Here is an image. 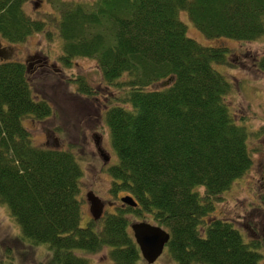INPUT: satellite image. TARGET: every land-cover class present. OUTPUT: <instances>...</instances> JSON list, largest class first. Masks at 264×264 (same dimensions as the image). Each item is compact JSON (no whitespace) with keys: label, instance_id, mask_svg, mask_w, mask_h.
<instances>
[{"label":"trees","instance_id":"trees-1","mask_svg":"<svg viewBox=\"0 0 264 264\" xmlns=\"http://www.w3.org/2000/svg\"><path fill=\"white\" fill-rule=\"evenodd\" d=\"M26 1L0 0V38L8 44L43 31L45 22L24 12ZM180 11L209 39L251 41L263 31L264 0L60 2V59H94L103 86L120 93L101 112L116 154L107 171L111 190L136 202L83 226L75 157L32 144L21 123L47 118L50 104L33 94L26 65L0 61V202L22 239L47 244L48 259L37 264H88L76 253L101 248L111 264H134L129 212L169 232L165 246L176 264H258L264 239L243 240L247 231L209 215L213 198L252 162L250 133L225 103L230 83L211 65L226 62L227 48L187 36ZM254 64L264 70V55ZM77 83L78 93L91 95L84 80ZM257 204L264 213V192ZM256 224L246 228L255 232Z\"/></svg>","mask_w":264,"mask_h":264},{"label":"rangeland","instance_id":"rangeland-1","mask_svg":"<svg viewBox=\"0 0 264 264\" xmlns=\"http://www.w3.org/2000/svg\"><path fill=\"white\" fill-rule=\"evenodd\" d=\"M77 0H27L23 10L30 18L44 21L45 31L31 34L21 44H8L0 38V61L15 59L28 68L32 92L36 97L47 100L51 105V115L42 120L29 117L22 119L30 135V142L42 148H56L70 151L81 169L79 178L80 217L83 226L91 218L84 193L91 190L104 202V212H112L120 204L119 196L124 191L111 190V177L108 167L116 162L105 122L104 107L115 102L110 95L120 94L115 88H105L96 61L92 58L76 57L66 64L60 58L61 40L58 37L56 22L60 13V2ZM90 2L92 0H78ZM180 20L186 26V34L202 45H219L227 48L224 64L211 63L224 79L230 82L225 103L236 122L241 123L248 133L247 146L251 154L249 169L234 179L229 187L213 198L210 216L227 218L236 228L247 231L241 233L243 240L248 237L264 239V213L259 210V195L264 192V70L254 64V58L264 55L263 31L254 40L237 41L230 38H205L189 22L185 12H179ZM11 48V51L8 49ZM43 58L46 63L35 62ZM79 79L90 87L91 95H81L77 90ZM107 92V93H105ZM95 96V98H93ZM111 101V102H110ZM101 113V114H100ZM90 132L100 134L99 141L110 160L102 161L97 154ZM203 193L202 187L196 188ZM129 223L148 218L127 213ZM206 218V217H205ZM249 222H255L256 231L247 229ZM244 223V224H243ZM246 233V234H245ZM264 241V240H263ZM107 248L94 253L77 252L85 257L88 264H111ZM258 264H264V247L260 248ZM46 243L30 245L21 238L20 228L5 203L0 202V264H37L48 259ZM134 264H176L163 247L161 254L151 263L139 257ZM197 264V263H194Z\"/></svg>","mask_w":264,"mask_h":264},{"label":"water","instance_id":"water-1","mask_svg":"<svg viewBox=\"0 0 264 264\" xmlns=\"http://www.w3.org/2000/svg\"><path fill=\"white\" fill-rule=\"evenodd\" d=\"M11 51V48L8 49ZM166 83L163 81L161 84ZM102 160H107V155L101 152ZM85 200L88 204V211L93 220L100 218L103 209V202L93 194L91 190L85 193ZM119 200L129 206H135V201L129 196L124 195ZM129 229L134 238L135 244L138 246L141 258L146 263L153 262L161 253L164 244L168 241V232L158 225L148 223L146 221H135L129 224Z\"/></svg>","mask_w":264,"mask_h":264},{"label":"flooded vegetation","instance_id":"flooded-vegetation-1","mask_svg":"<svg viewBox=\"0 0 264 264\" xmlns=\"http://www.w3.org/2000/svg\"><path fill=\"white\" fill-rule=\"evenodd\" d=\"M39 61L42 62V63H46L43 58H39V59L35 60V62H39ZM90 137H91V140H92L95 148H97V147L101 148L100 147L101 144L99 145V141L102 140L101 135L100 134H97L96 132H90ZM95 142H96V144H95ZM101 149L104 151L103 148H101Z\"/></svg>","mask_w":264,"mask_h":264}]
</instances>
